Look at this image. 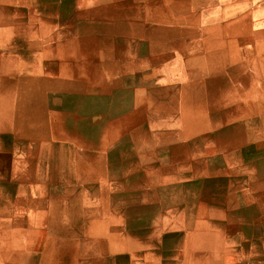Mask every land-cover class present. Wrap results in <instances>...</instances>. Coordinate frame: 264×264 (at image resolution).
Segmentation results:
<instances>
[{
  "label": "rangeland",
  "instance_id": "rangeland-1",
  "mask_svg": "<svg viewBox=\"0 0 264 264\" xmlns=\"http://www.w3.org/2000/svg\"><path fill=\"white\" fill-rule=\"evenodd\" d=\"M242 5L0 0V264H264V19Z\"/></svg>",
  "mask_w": 264,
  "mask_h": 264
},
{
  "label": "crops",
  "instance_id": "crops-1",
  "mask_svg": "<svg viewBox=\"0 0 264 264\" xmlns=\"http://www.w3.org/2000/svg\"><path fill=\"white\" fill-rule=\"evenodd\" d=\"M239 2L244 3V5H242L243 7L252 10L251 15L253 17H257V18L262 17V19H264V0H239ZM0 151H4V153H6V152H10L11 150L10 149L7 150L5 146L0 142ZM3 172L6 173V170L2 171V169L0 168V175L3 174ZM3 215L4 214L0 213V225L2 224V222L6 224L11 223V213L7 215L8 220L7 217H4ZM4 234H5V228H0V241L2 240Z\"/></svg>",
  "mask_w": 264,
  "mask_h": 264
}]
</instances>
